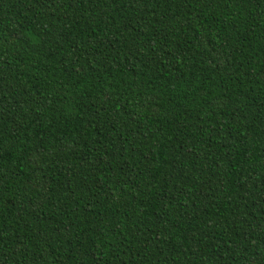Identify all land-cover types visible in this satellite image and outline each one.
Listing matches in <instances>:
<instances>
[{
  "label": "trees",
  "instance_id": "1",
  "mask_svg": "<svg viewBox=\"0 0 264 264\" xmlns=\"http://www.w3.org/2000/svg\"><path fill=\"white\" fill-rule=\"evenodd\" d=\"M0 264H264V0H0Z\"/></svg>",
  "mask_w": 264,
  "mask_h": 264
}]
</instances>
